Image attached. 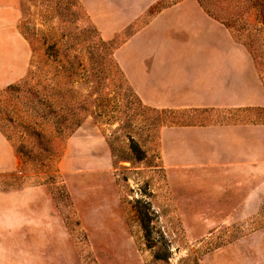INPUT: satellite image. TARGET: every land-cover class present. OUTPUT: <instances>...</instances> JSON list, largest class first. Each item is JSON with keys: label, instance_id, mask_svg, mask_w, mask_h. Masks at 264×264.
<instances>
[{"label": "rangeland", "instance_id": "obj_1", "mask_svg": "<svg viewBox=\"0 0 264 264\" xmlns=\"http://www.w3.org/2000/svg\"><path fill=\"white\" fill-rule=\"evenodd\" d=\"M6 1L20 10L31 57L26 75L0 88V131L21 164L0 173V264H264V170L258 180L182 179L158 155L162 124L264 123V110L139 101L110 55L149 13L106 38L83 0ZM202 2L249 48L264 83V0ZM61 94L75 103L60 108ZM71 106L93 115L66 138L55 115ZM137 200L159 216L153 239L135 219Z\"/></svg>", "mask_w": 264, "mask_h": 264}, {"label": "crops", "instance_id": "obj_2", "mask_svg": "<svg viewBox=\"0 0 264 264\" xmlns=\"http://www.w3.org/2000/svg\"><path fill=\"white\" fill-rule=\"evenodd\" d=\"M160 1L83 0L106 38L149 13L113 53L141 101L157 109L264 108V83L246 45L198 0H170L151 14ZM20 16L14 3L0 0V88L28 71L31 48L19 30ZM159 155L164 170L182 179L219 172L228 179L247 174L258 180L264 170V123L162 126ZM20 165L0 131V173L18 171Z\"/></svg>", "mask_w": 264, "mask_h": 264}, {"label": "trees", "instance_id": "obj_3", "mask_svg": "<svg viewBox=\"0 0 264 264\" xmlns=\"http://www.w3.org/2000/svg\"><path fill=\"white\" fill-rule=\"evenodd\" d=\"M163 1H160L159 3H157L154 6L155 10L153 12H151V13H155V12L159 11L162 7H164L166 5V3H164ZM198 1L200 2V4L204 7V9L209 14H211L215 18L219 19L222 23H224V25H226L229 28L228 24L226 22H224L221 17H219L217 15H214L213 13L209 12V10L205 7V4L202 2V0H198ZM248 50H249V48H248ZM249 52H250V50H249ZM250 53H251V55L253 57L252 52H250ZM110 56H111V60H112V62L114 64V66L116 67V69L118 71L117 73L127 83L122 70L120 69L119 65L117 64V62L115 61V59L113 57V52L111 53ZM253 59H254V57H253ZM254 61H255V59H254ZM12 85H9L7 87H11ZM128 86H129V84H128ZM57 97L59 98L58 99L59 103H57V104H59L60 108L61 107H68V105H69V103L71 101H73L75 103V98H73V95H70V100L69 101H65L63 103V104H65L64 106L62 105L63 94H61V95H59ZM135 97L139 101H141V99L136 94H135ZM151 108L153 110H161V111L162 110H174V109H157L155 107H151ZM70 109L71 110L69 111V113H67L65 115H55L56 118H57L56 121H55L57 132L60 135H64L66 138L70 137L80 127V125L82 123V120H83V117L85 116V114L93 115V113L89 112L86 107H83V115L82 116L78 115L77 111L73 108V106H71ZM187 110H200V109H187ZM256 110H264V108H258ZM257 123H263V122H257ZM184 125H203V124H170V125H167V126H184ZM162 126H166V125L162 124L161 127ZM158 155H159V132H158ZM159 159H160V155H159ZM160 161H161V159H160ZM161 163H162V161H161ZM161 166L163 167V165H161ZM136 202H137V205L140 204V203H143V204H141L142 207H139V206L136 205V207L134 208L135 219L138 222V225H139L140 230H141V232L143 234V237L145 239H153V234L155 233L154 231L156 229L155 222L159 220V216L156 213L155 209L152 208V205L148 201L141 202V200H137ZM158 236L160 237L159 232H158ZM168 257L169 256L163 257V258H160V257H155V258H156V260H165V259H168Z\"/></svg>", "mask_w": 264, "mask_h": 264}]
</instances>
